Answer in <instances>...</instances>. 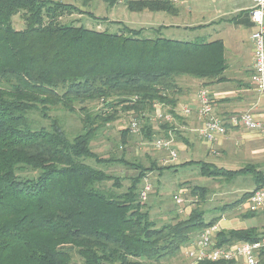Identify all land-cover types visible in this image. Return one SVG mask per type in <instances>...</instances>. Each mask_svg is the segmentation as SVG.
<instances>
[{
	"label": "trees",
	"instance_id": "1",
	"mask_svg": "<svg viewBox=\"0 0 264 264\" xmlns=\"http://www.w3.org/2000/svg\"><path fill=\"white\" fill-rule=\"evenodd\" d=\"M103 1L110 7L119 2ZM127 8L133 13L178 12L171 0L129 1ZM74 12L83 13L73 4L54 0H0V264H74V254L83 264H159L178 255L223 216L205 219L201 205L208 189L197 185L191 195L198 198V205L187 217L159 226L139 190L147 172L196 166L202 176L213 179L252 176L255 189L220 207L222 212L246 204L264 186V173L252 166L229 171L202 161L162 167L152 162L149 168L140 166L126 192L117 193L121 177L88 163L116 160L97 156L91 145L99 129L117 120L118 108L147 122L156 104L174 115L182 77L224 81L225 47L220 40L144 37V28L118 21H111L123 26L117 33L62 22ZM19 14L25 22L22 30L13 26ZM163 28L152 30L161 33ZM101 101L110 114L94 115L86 107ZM57 107L80 113L84 133L69 140L49 115ZM36 112L50 121L49 126L32 117ZM166 122L162 129L168 139L171 123ZM153 135L148 128L146 139L152 141ZM108 182L113 189H107ZM240 215L250 219L258 213ZM263 236L258 227L218 234L221 245L254 243Z\"/></svg>",
	"mask_w": 264,
	"mask_h": 264
},
{
	"label": "rangeland",
	"instance_id": "2",
	"mask_svg": "<svg viewBox=\"0 0 264 264\" xmlns=\"http://www.w3.org/2000/svg\"><path fill=\"white\" fill-rule=\"evenodd\" d=\"M54 1L73 4L83 12H81L82 14L74 12L71 15H66L62 19L63 23H73L77 26L83 25L97 31L108 30L111 33H117L123 26L112 24L111 21H118L134 29L144 28V37L157 38L160 36L184 41L186 39L185 36H187V33L183 31L175 32L170 27L164 28L161 33L153 31L152 28L157 29L159 25L165 24L167 26L173 24V18L165 13H151L148 11L133 13L129 11L127 3L137 0H119L118 4L113 7L108 6L103 0ZM94 16L106 18L107 20H100ZM13 26L17 30L25 28V22L21 14L13 18ZM86 107L91 109L94 115L111 113L102 101L88 103ZM77 109H80V106H77ZM160 109L165 115L169 113V110L163 106ZM49 115L52 120L59 122L69 140H73L79 134L84 133V125L80 113L71 114L61 107H57L53 108ZM117 115V120L98 130L91 145L92 151L97 156L116 161L110 164L98 165L94 160L89 159L88 163L104 170L108 175L121 177V187L115 190L117 193H123L132 185L133 179L140 174V166L149 168L154 160L152 157L166 155V152L162 150L157 151L154 143L157 139L165 138L161 134L163 131H160V128L166 125L167 122L156 119V111L150 115V122L137 118L133 113L124 112L122 108H118ZM32 117L42 126H49L50 124V121L43 120L38 112L34 113ZM135 120L140 122V132L137 134L130 132L128 136H124V131L130 129L132 122ZM148 128L154 133L152 141L147 140L145 137ZM181 160L182 157L180 156L179 161ZM120 161H127L133 165H126V163ZM137 166L139 168H135ZM112 184V182L105 183L109 190L113 189ZM146 185L151 187L147 200L144 201L146 210H149L150 217L157 221L159 226L173 222L177 218L185 219L187 217L190 210L198 205L196 203L198 198L191 195V188L197 185L208 189L207 201L201 205V208L206 212L205 219L207 221L222 215L224 220L233 221L230 229L238 227L251 228L260 226L261 223L264 224V221H258L259 218L244 219L240 215L243 212L244 205H241L233 212L220 211V207L240 199L245 192L256 186L252 176L237 177L233 180H225L224 178L213 179L202 176L200 169L196 166L176 167L164 172L160 170H155L152 174L151 171L147 172L146 177L139 185L140 192L144 190ZM183 189H186L188 193L182 194L181 190ZM175 197L182 199V205L176 204ZM180 208H184L183 213H180ZM186 248H183L178 255L164 259L159 264H190V260L185 254ZM73 263L83 264V260L77 254H74Z\"/></svg>",
	"mask_w": 264,
	"mask_h": 264
},
{
	"label": "crops",
	"instance_id": "3",
	"mask_svg": "<svg viewBox=\"0 0 264 264\" xmlns=\"http://www.w3.org/2000/svg\"><path fill=\"white\" fill-rule=\"evenodd\" d=\"M171 1L178 9L176 14L170 15L173 24H162L159 27H170L175 32L187 33L184 41H222L227 67L222 82L190 77L179 79L178 84L182 91L179 104L174 109V115L168 113L171 125L166 129L169 130V138L173 140L178 157L181 156L182 160L177 158L173 161L166 152V155L152 157V162L162 167L202 161L229 171L252 166L264 173V137L243 127H234L228 121L232 116L254 110L256 104L260 107L254 112L264 121V99L260 97L253 83L254 51L251 35L255 24L250 15L253 0ZM201 90L207 91L212 97L215 116L227 121V133L218 136L211 143L203 140L201 130L204 121L197 115L198 94ZM186 109H190L192 113L187 115ZM160 130L163 131L164 128ZM254 189L255 187L247 192ZM186 193L188 191L185 189L184 194ZM252 218L264 221V213ZM232 223L233 221L224 219L219 222L224 230H229ZM257 227L264 232V224Z\"/></svg>",
	"mask_w": 264,
	"mask_h": 264
},
{
	"label": "built area",
	"instance_id": "4",
	"mask_svg": "<svg viewBox=\"0 0 264 264\" xmlns=\"http://www.w3.org/2000/svg\"><path fill=\"white\" fill-rule=\"evenodd\" d=\"M250 15L255 24V30L251 35L254 51L253 83L260 97L264 99V0H253ZM198 100L199 108L197 115L204 121L201 136L203 140L211 143L218 136H223L227 133V121L225 122L215 116L213 99L207 91H199ZM154 107L156 108V119L170 121V116L168 114L165 115L160 109L162 105L156 104ZM259 107L260 105L256 104L254 108L257 110ZM254 110L232 116L228 121L234 127L240 126L264 137V121L258 117V114ZM185 112L187 115L192 113L190 109H186ZM130 129L133 133H139L140 122L137 120L133 121ZM154 147L156 150L167 152L171 160H177L178 152L172 139H157ZM150 191L151 187L146 185L141 195L143 200L147 198ZM181 192L184 194L185 190L183 189ZM175 200L178 205H182L180 197H175ZM242 210L243 213H264V186L253 192ZM179 211L183 213L184 208H180ZM222 230H224L223 227L218 223L197 234L196 239L186 246L185 250L190 264H199L203 261L262 264L261 254L264 252V236L254 243L240 241L233 244L221 245L218 234Z\"/></svg>",
	"mask_w": 264,
	"mask_h": 264
}]
</instances>
